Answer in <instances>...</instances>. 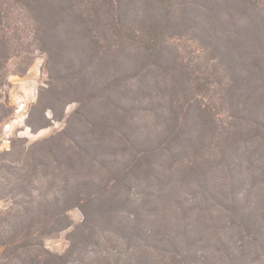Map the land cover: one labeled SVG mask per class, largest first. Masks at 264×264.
Wrapping results in <instances>:
<instances>
[{
	"label": "trees",
	"instance_id": "16d2710c",
	"mask_svg": "<svg viewBox=\"0 0 264 264\" xmlns=\"http://www.w3.org/2000/svg\"><path fill=\"white\" fill-rule=\"evenodd\" d=\"M37 53L48 81L32 111L78 107L0 153V264H257L264 0H0V123ZM69 228L64 253L45 247ZM224 231L236 252L211 261L205 239Z\"/></svg>",
	"mask_w": 264,
	"mask_h": 264
},
{
	"label": "rangeland",
	"instance_id": "374dc122",
	"mask_svg": "<svg viewBox=\"0 0 264 264\" xmlns=\"http://www.w3.org/2000/svg\"><path fill=\"white\" fill-rule=\"evenodd\" d=\"M176 45H179L181 52L184 53L186 57H196L199 55L198 45H193L185 40H177ZM189 53L190 55H188ZM188 57V58H189ZM14 61L10 62V67H12ZM104 78L97 80L95 83L100 84ZM48 81L47 72L45 69V55L42 53H37L36 58L23 76H11L9 78L10 86L6 89L8 93V99L10 105L13 107V114L0 123V153L9 151L11 140L15 138H25L28 144L34 143L36 141L42 140L44 138L50 137L62 131L67 124V119L70 115L77 109L78 103L72 102L67 105L58 106V111H62L63 118L59 121L51 120V114L48 110L41 108L32 111V108L36 104L38 92L40 88L45 87ZM43 114L50 120L47 124L43 118ZM28 123L33 127L34 130L28 126ZM0 204V210L2 208ZM68 216L71 223L74 225L81 221V214L77 209H72L69 211ZM72 228L61 231L58 235L45 240V247L54 253L62 254L66 251L69 246L68 234ZM226 240L225 244H219L216 238L205 239L204 245L209 247L208 254L215 257L211 261H223L220 260L222 255L215 253L216 250L222 251V253H227L231 255L236 252V249L227 248L232 245L231 231H224ZM223 233V234H224ZM248 261H257V264H264V253L259 255L257 260L250 258Z\"/></svg>",
	"mask_w": 264,
	"mask_h": 264
}]
</instances>
